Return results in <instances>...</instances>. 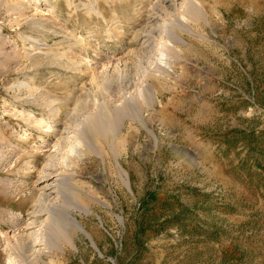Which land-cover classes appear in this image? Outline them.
Instances as JSON below:
<instances>
[{
	"label": "rangeland",
	"instance_id": "obj_1",
	"mask_svg": "<svg viewBox=\"0 0 264 264\" xmlns=\"http://www.w3.org/2000/svg\"><path fill=\"white\" fill-rule=\"evenodd\" d=\"M0 264H264V0H0Z\"/></svg>",
	"mask_w": 264,
	"mask_h": 264
},
{
	"label": "bare ground",
	"instance_id": "obj_2",
	"mask_svg": "<svg viewBox=\"0 0 264 264\" xmlns=\"http://www.w3.org/2000/svg\"><path fill=\"white\" fill-rule=\"evenodd\" d=\"M53 168H54V166H53ZM53 168H51V169L49 168L48 170L44 171L41 174V176H40L41 182L47 183V184H45L43 186L42 190H44V192H47V191H49L52 188L51 183H48V182L51 181L54 178V175H53L54 169ZM54 182H55V184L57 183L56 181H54ZM45 195H47V194L46 193H42L41 194L42 197L45 196ZM40 213H42V212L34 210L32 212V216L34 217V219H37ZM29 224H31L32 226H35V221H33V222L29 223Z\"/></svg>",
	"mask_w": 264,
	"mask_h": 264
}]
</instances>
